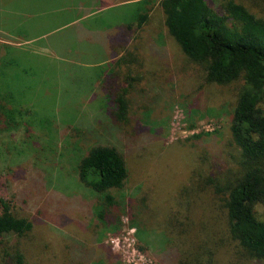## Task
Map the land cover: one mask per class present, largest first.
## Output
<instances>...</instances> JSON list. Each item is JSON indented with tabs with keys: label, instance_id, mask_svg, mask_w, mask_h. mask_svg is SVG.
Instances as JSON below:
<instances>
[{
	"label": "rangeland",
	"instance_id": "obj_1",
	"mask_svg": "<svg viewBox=\"0 0 264 264\" xmlns=\"http://www.w3.org/2000/svg\"><path fill=\"white\" fill-rule=\"evenodd\" d=\"M135 1L0 0V18L17 20L13 36L0 28V198L35 225L28 264H176L180 226L170 216L177 196L199 191V177H223L237 161L229 127L243 81L205 82L159 10L128 33L140 66L125 61L112 73L116 56L104 47L142 8ZM243 2L264 9V0ZM208 3L219 9L221 0ZM109 76L130 89L128 121L117 128L102 113L109 88L100 83ZM9 111L13 125L5 128ZM95 143L115 145L128 167L125 186L110 190L118 208L109 225L95 216L96 194L75 170ZM219 259H228L226 248Z\"/></svg>",
	"mask_w": 264,
	"mask_h": 264
},
{
	"label": "trees",
	"instance_id": "obj_2",
	"mask_svg": "<svg viewBox=\"0 0 264 264\" xmlns=\"http://www.w3.org/2000/svg\"><path fill=\"white\" fill-rule=\"evenodd\" d=\"M135 3L142 8L136 9L134 18L120 27L119 36L104 47L105 54L119 56L117 63L140 66L142 61L134 52L139 47L133 42L134 35L128 33L147 26L152 12L159 10L166 33L190 62L203 68L205 82L225 85L243 81L229 127L231 143L238 150L234 167H228L223 177L216 173L199 177L196 187L205 195L200 190L187 193L184 188L177 196L180 199L169 218L175 230L180 226L175 239L176 264H221L222 248L228 255L224 264H252L253 260L264 264V215L257 210L260 206L264 209V9L254 11L243 0H221L219 9L208 0ZM112 80L109 76L105 84L100 83L101 88H109L104 91L108 108L102 113L111 118L109 126L117 128L120 123L127 124L130 89L122 84L112 90ZM6 117L4 127L12 128V113L7 112ZM96 121L100 129L107 128L99 124L100 119ZM75 170L81 184L96 194L95 216L109 225L108 219H114L118 208L110 190L121 189L128 178L124 154L112 144H90ZM194 170L190 175L195 178ZM33 232V221L0 198V264H28Z\"/></svg>",
	"mask_w": 264,
	"mask_h": 264
},
{
	"label": "crops",
	"instance_id": "obj_3",
	"mask_svg": "<svg viewBox=\"0 0 264 264\" xmlns=\"http://www.w3.org/2000/svg\"><path fill=\"white\" fill-rule=\"evenodd\" d=\"M15 12L18 13V11H15ZM11 13H12V12H11ZM16 25H17V20H14L13 18H9V21H6V20H3V19L0 18V28H1V26H4V27H5L4 30L7 29L9 35H10V34H11L12 36L14 35V30H13V29L16 27ZM14 39H15V40H18V38H16L15 36H14ZM25 39L29 40V37H28V38H25ZM22 40H24V39L22 38ZM118 57H119V56L114 57V58H113V57L110 58L111 61H113V63H112L113 65H112V67L110 68V69L112 70V73H116V72H119V71H120V62H119V63L116 62V61L119 60ZM98 60H99V59H98ZM98 60H95V61L97 62ZM108 60H109V59H108ZM112 81H113V83L110 85V89H112V90H116L117 87L120 88V83H119L116 79H115V80L113 79ZM97 83H99L98 80H97V82L94 83V86H95V87L98 86Z\"/></svg>",
	"mask_w": 264,
	"mask_h": 264
}]
</instances>
